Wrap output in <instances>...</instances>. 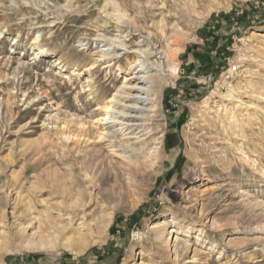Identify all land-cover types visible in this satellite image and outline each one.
<instances>
[{
  "label": "rangeland",
  "instance_id": "rangeland-1",
  "mask_svg": "<svg viewBox=\"0 0 264 264\" xmlns=\"http://www.w3.org/2000/svg\"><path fill=\"white\" fill-rule=\"evenodd\" d=\"M140 51L157 131L94 147ZM0 264H264V0H0Z\"/></svg>",
  "mask_w": 264,
  "mask_h": 264
},
{
  "label": "bare ground",
  "instance_id": "bare-ground-1",
  "mask_svg": "<svg viewBox=\"0 0 264 264\" xmlns=\"http://www.w3.org/2000/svg\"><path fill=\"white\" fill-rule=\"evenodd\" d=\"M108 49L109 48L101 49L99 59L93 62V64H91L86 70H89L90 72L92 69L94 70L98 66V61L104 64L105 67H108L111 63L114 64V62L118 60V55L114 54L115 52L113 50L107 51ZM43 51V49L39 50L40 53ZM39 52H37V56ZM134 53L136 57L134 60V66L137 67V70H133L134 68H129L128 70L125 69L128 72L125 74L123 83L118 92L114 93L110 98H105L106 100L103 101V106L96 108L102 113L96 121H92V124L99 129L96 140L93 141L94 147L102 146L105 141L107 144H110V146H115V140H113L114 137L111 128H115V130L119 131V134L123 136L130 133L133 134L136 130L138 139L152 131H157L155 130L156 127H154V125L152 126L145 122L154 121V118H156V113H158L159 93L166 82V78L161 76V74H148L150 66L146 62L147 53L143 51ZM163 54V57L169 60L173 57V54L170 51L163 52ZM116 70L120 72L122 71V67L118 63L116 65ZM86 91L91 90L90 88H87ZM130 129L131 131H129ZM86 130L87 129L82 127L80 135L72 132L63 134V138L67 141H78L80 136L86 134ZM131 138L132 137H125L124 140H121V144L119 145L121 147V150L118 153L119 156L128 162H138L141 161V159L145 162L149 161V165L151 166L157 164L159 160L162 159V133L153 138V140L156 141L154 142V147L146 146V139L140 140L137 143H130ZM128 148H130V150ZM114 153H117L116 150H113V154ZM175 240H177V236L174 237V241Z\"/></svg>",
  "mask_w": 264,
  "mask_h": 264
},
{
  "label": "built area",
  "instance_id": "built-area-1",
  "mask_svg": "<svg viewBox=\"0 0 264 264\" xmlns=\"http://www.w3.org/2000/svg\"><path fill=\"white\" fill-rule=\"evenodd\" d=\"M236 68H237L236 65H232L231 67L228 68V70H229L230 72H235V71H236ZM225 78H226V79H230V74H229V73L226 74V75H225Z\"/></svg>",
  "mask_w": 264,
  "mask_h": 264
}]
</instances>
